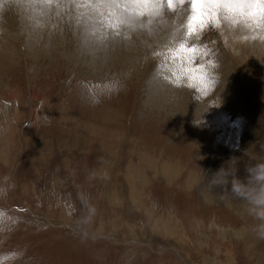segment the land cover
Returning a JSON list of instances; mask_svg holds the SVG:
<instances>
[{
    "label": "rangeland",
    "instance_id": "1",
    "mask_svg": "<svg viewBox=\"0 0 264 264\" xmlns=\"http://www.w3.org/2000/svg\"><path fill=\"white\" fill-rule=\"evenodd\" d=\"M25 1L0 6L8 13L0 48L9 57L0 68V180L13 184L0 198V253L26 249L16 264H264L259 221L209 182L233 156L241 180L245 163L264 158V60L230 39L229 52L218 32H206L203 39L224 43L236 73H227L212 115L187 107L178 116L173 99L159 107L148 98L161 57L144 62L146 85L132 67L62 56L68 33L95 51L136 34L122 29L115 9L91 7L113 0H31L21 15L9 14ZM116 82L123 90L108 98ZM161 165L176 172L164 176Z\"/></svg>",
    "mask_w": 264,
    "mask_h": 264
},
{
    "label": "clouds",
    "instance_id": "2",
    "mask_svg": "<svg viewBox=\"0 0 264 264\" xmlns=\"http://www.w3.org/2000/svg\"><path fill=\"white\" fill-rule=\"evenodd\" d=\"M91 7L115 9L120 25L129 33L161 36V79L172 90L198 94L201 76L209 86L215 84L218 65L201 50L206 32L214 30L234 43L264 42V0H127L124 4L113 0ZM122 90L116 82L107 97ZM102 98H93L91 103L98 104ZM239 164V157H231L209 182L244 202L249 215L259 221L253 228L256 239L264 241V158L245 163L244 180L237 176ZM12 187L10 177L0 180V198H6ZM89 211L94 214L95 209ZM25 256L26 249L0 253V264H16Z\"/></svg>",
    "mask_w": 264,
    "mask_h": 264
},
{
    "label": "bare ground",
    "instance_id": "3",
    "mask_svg": "<svg viewBox=\"0 0 264 264\" xmlns=\"http://www.w3.org/2000/svg\"><path fill=\"white\" fill-rule=\"evenodd\" d=\"M3 1H8V0H0V6H1V2ZM31 0H26L25 4H18V3H11V8H9V14L11 16H14V14L16 13V15H21L23 13V9L27 8L29 9V7H27V5L30 4ZM125 1V0H124ZM29 2V3H28ZM34 2H36V0H34ZM8 3V2H7ZM28 3V4H27ZM39 3V2H37ZM57 3V2H56ZM4 4V3H2ZM6 4V3H5ZM32 4V3H31ZM34 4V3H33ZM41 4V3H40ZM46 4V3H45ZM54 4V3H53ZM53 4L51 5L52 8H53ZM47 5V4H46ZM32 6V5H31ZM30 6V7H31ZM35 6V5H34ZM41 7V5H40ZM45 7V6H44ZM35 8V7H34ZM39 8V7H37ZM35 8V10L37 9ZM42 8V7H41ZM31 9V8H30ZM40 9V8H39ZM45 8H43L44 10ZM47 9H49V7H47ZM3 10V11H2ZM12 10V11H10ZM32 10V9H31ZM30 10V14H33ZM42 10V9H41ZM52 10V9H51ZM6 11V10H5ZM4 9H1L0 8V14L1 16L0 17H3L5 18V16H3L5 13ZM47 11V10H46ZM53 12V11H52ZM55 12V11H54ZM48 13V12H47ZM8 14V13H7ZM6 14V15H7ZM43 14V13H42ZM78 14V13H77ZM27 15V14H26ZM36 15H38L37 13V10H36ZM45 15V14H44ZM93 15V14H92ZM25 17V16H24ZM33 17V16H32ZM38 17V16H37ZM85 17V16H84ZM7 18V17H6ZM9 18V17H8ZM12 18V17H11ZM88 19V18H86ZM85 19V20H86ZM94 20V19H93ZM17 21H18V18H17ZM29 21V20H28ZM36 21V20H35ZM44 20H42L43 22ZM47 21V19H46ZM90 21V20H89ZM16 22V21H15ZM82 22V21H81ZM18 23V22H17ZM20 23V22H19ZM26 23V22H25ZM80 23V22H79ZM83 24L86 23V22H82ZM90 23V22H89ZM10 24V23H9ZM43 24V23H41ZM81 24V23H80ZM13 25V24H12ZM86 25V24H85ZM71 26V25H70ZM76 26V25H75ZM74 26V27H75ZM17 27V26H16ZM19 27V25H18ZM41 27V26H40ZM45 27V26H44ZM88 27V26H86ZM48 28V27H47ZM73 28V27H71ZM85 28V26H84ZM66 29V28H65ZM79 29V28H78ZM123 29V28H122ZM7 30V29H6ZM9 30V29H8ZM28 30V29H27ZM44 30V29H43ZM42 30V31H43ZM46 30V29H45ZM59 31V30H58ZM66 32V31H65ZM74 35H78L76 34L77 31L74 30L71 31ZM41 33V32H40ZM45 33V32H44ZM43 33V35H44ZM6 34V33H5ZM42 34V33H41ZM48 34V33H46ZM145 33H136L134 35H131L129 38L127 36H125L123 33L122 35H120L118 39H115V41H110L111 44L114 45L113 48H111V46L109 44H107V46L104 47L105 45V42L103 43V45L95 51V45H89V46H85L84 43H87V38L86 39H83L82 40V37L81 38H78V39H75V37L73 38V35L71 33H68V37L71 38L66 40L65 39V46H61V47H64V51H63V54L62 56L64 55L65 57H68L74 61H80V62H83V63H88L89 65H92V66H95L96 68L97 67H105V66H114V65H117V66H129L130 68L132 67V69L136 70L137 74L140 73V77L141 79L142 78H145L146 77H150L151 74L148 73V71L146 70H143V64L144 62H147L149 64H153L160 56H159V52L161 51V48H160V44L163 42L162 39H161V36L159 35H155V36H150V35H147ZM142 35V39L138 38L139 36ZM206 35V34H205ZM208 35V33H207ZM206 35V36H207ZM4 36V35H3ZM34 36V35H33ZM47 36V35H46ZM38 37V36H37ZM63 37H66L63 36ZM205 37V36H204ZM213 35L211 37H206L205 39L202 38V42L203 43V46L201 48L202 51H205L206 54H210V58L214 59V61L217 63L218 67L216 68V75H215V79L216 78H219L220 81L219 83H215L217 85H221L219 86V88L217 90H213L214 92H211L212 89H209V85L207 86V88L203 89V91L201 90L198 94H194L193 92H191L190 90H172L170 88H168L165 83L162 81L161 79V72H158L160 73V79H157V81L153 82V84L151 85V90L149 92V95H148V98L151 99L153 98L154 99V102H155V105L156 106H162L161 105V102H163L164 100H171L173 99L174 103L176 104L177 106V111H178V116L181 115V113L183 111H188L186 110V108L188 107L189 108H192L193 111H197L199 112V114H203V116H209L213 114V112L211 110H213L214 107L211 106V101L213 102V99L218 97L219 95L221 94H227V91L229 89L228 85L226 84V81L228 80V75H230L231 73L232 74H235L236 73V69H237V64L235 63V61H233L229 55H228V51L230 52V50H228V44H227V38H222L221 40L225 43V45L227 46V48L223 45H219L221 43H219V41H217L216 37H213ZM2 38V37H1ZM14 38V37H13ZM42 38V37H41ZM40 38V39H41ZM47 38V37H46ZM44 39L45 42H47L46 40L47 39ZM216 38V39H214ZM219 38V37H218ZM221 38V37H220ZM219 38V40H220ZM55 39V38H54ZM1 41L4 40L3 38L0 39ZM34 40H37V39H34ZM42 40V39H41ZM41 40L38 39V41L40 42ZM44 40L43 42L41 43H44ZM220 40V41H221ZM19 41V40H18ZM49 41V39H48ZM230 41V40H229ZM228 41V42H229ZM38 42V43H39ZM55 42V41H54ZM92 42V41H91ZM2 43V42H0ZM93 43V42H92ZM219 43V44H218ZM230 43H232L230 41ZM37 44V43H36ZM52 44V43H51ZM251 44V45H250ZM40 44H38L39 46ZM68 45H69V48H68ZM71 45V46H70ZM98 45V44H97ZM230 45V44H229ZM248 47H251L250 50L253 52V56H257L259 59L261 60H264V42H258V41H254V42H251V43H247L246 44ZM35 46V45H34ZM42 46V45H40ZM47 46V45H46ZM52 46V45H51ZM59 47V45H57ZM79 47V48H78ZM228 50L226 51L225 48ZM241 47V46H240ZM36 48V47H35ZM47 48V47H46ZM93 48V50L91 51V49ZM245 48V47H244ZM37 49V48H36ZM44 49V48H43ZM43 49L41 50L40 49V53H43ZM65 49H69L68 51H65ZM233 49V48H232ZM238 49V47L236 48ZM37 51V50H36ZM46 51V50H45ZM44 51V52H45ZM48 51V50H47ZM57 51V50H55ZM53 52V51H52ZM61 52V50L59 51ZM232 53V51H231ZM57 54V53H56ZM233 54V53H232ZM235 54V53H234ZM41 55V54H40ZM43 55V54H42ZM55 55V54H54ZM239 57V56H238ZM242 57V56H241ZM252 57V56H251ZM250 57V58H251ZM245 58V57H244ZM9 59L7 53H6V48H5V51H3L1 48H0V68L7 62V60ZM242 59V58H241ZM252 59V58H251ZM236 60V59H235ZM243 60V59H242ZM254 60H255V57H254ZM237 62V61H236ZM258 62V61H257ZM9 64V63H7ZM87 64V65H88ZM256 65V64H255ZM116 66V67H117ZM134 66H136L134 68ZM125 67V68H126ZM106 68V67H105ZM258 68V67H257ZM124 70V68H123ZM126 70V69H125ZM114 72V71H113ZM119 72V71H118ZM124 72V71H123ZM130 72V71H129ZM228 73V75H227ZM135 74V73H134ZM136 74V75H137ZM156 76V75H154ZM217 80V79H216ZM215 80V81H216ZM229 81V80H228ZM148 81H147V78H145V84L148 85L150 84ZM155 83V85H154ZM214 84V86H215ZM144 85V84H143ZM216 85V86H217ZM211 90V91H210ZM225 96V95H224ZM222 97V96H221ZM220 97V98H221ZM223 98V97H222ZM164 101V102H165ZM163 102V104H164ZM153 103V102H152ZM166 103V102H165ZM167 106V105H166ZM173 106V105H172ZM165 107V106H164ZM170 107V106H169ZM172 108V107H171ZM164 109V108H163ZM176 109V108H174ZM170 110V109H169ZM218 110V109H217ZM172 111V110H171ZM214 111V110H213ZM176 112V111H175ZM174 113V112H173ZM184 114H187L185 112H183ZM190 114V113H189ZM176 115V114H175ZM183 115V114H182ZM184 116V115H183ZM215 121L217 122V119H215ZM222 121H220L219 124H221ZM223 125V124H222ZM218 126L216 125L215 126V129L217 128ZM216 132V131H215ZM214 133V132H213ZM209 136V135H208ZM206 137V136H205ZM210 137V136H209ZM219 137H221V135L219 134ZM203 140V139H202ZM217 140V139H216ZM215 140V141H216ZM214 141H212L213 143ZM204 146V145H203ZM150 156V154H149ZM149 159V158H148ZM147 159V160H148ZM151 161V159H150ZM150 163V162H149ZM164 166V165H163ZM161 165V173L162 175H166L167 174V171L170 172V171H173V173L176 172V170L174 169H170V168H166V167H163ZM156 171V170H155ZM143 180V178H142ZM187 184V183H186Z\"/></svg>",
    "mask_w": 264,
    "mask_h": 264
},
{
    "label": "snow or ice",
    "instance_id": "4",
    "mask_svg": "<svg viewBox=\"0 0 264 264\" xmlns=\"http://www.w3.org/2000/svg\"><path fill=\"white\" fill-rule=\"evenodd\" d=\"M200 83H201V90L203 91V89L207 88L208 86V83L204 78L203 76L200 77Z\"/></svg>",
    "mask_w": 264,
    "mask_h": 264
}]
</instances>
